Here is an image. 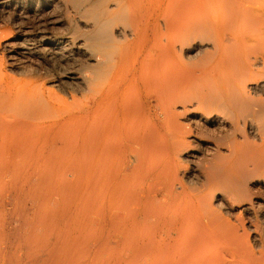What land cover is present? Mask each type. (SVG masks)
I'll return each instance as SVG.
<instances>
[{
  "label": "bare ground",
  "instance_id": "1",
  "mask_svg": "<svg viewBox=\"0 0 264 264\" xmlns=\"http://www.w3.org/2000/svg\"><path fill=\"white\" fill-rule=\"evenodd\" d=\"M0 264H264V0H0Z\"/></svg>",
  "mask_w": 264,
  "mask_h": 264
},
{
  "label": "rangeland",
  "instance_id": "2",
  "mask_svg": "<svg viewBox=\"0 0 264 264\" xmlns=\"http://www.w3.org/2000/svg\"><path fill=\"white\" fill-rule=\"evenodd\" d=\"M0 50H1V48H0ZM1 52V51H0Z\"/></svg>",
  "mask_w": 264,
  "mask_h": 264
}]
</instances>
